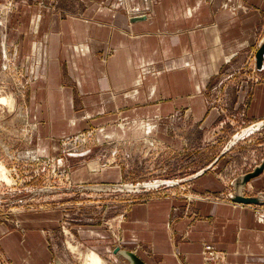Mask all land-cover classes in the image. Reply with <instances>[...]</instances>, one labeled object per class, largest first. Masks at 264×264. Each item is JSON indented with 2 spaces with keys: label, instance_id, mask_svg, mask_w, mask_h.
Here are the masks:
<instances>
[{
  "label": "crops",
  "instance_id": "crops-1",
  "mask_svg": "<svg viewBox=\"0 0 264 264\" xmlns=\"http://www.w3.org/2000/svg\"><path fill=\"white\" fill-rule=\"evenodd\" d=\"M38 1L25 12L36 28L42 22L31 33L40 43L27 36L50 86L33 96L44 102L38 115L49 117L50 124L39 123L42 144L94 128L111 142L134 147L152 134L156 148L166 142L176 149L181 136L173 133L172 117L180 114V124H193L200 134L196 143L192 135L187 139L186 149L193 153L189 162L196 155L204 167L180 181L217 200L135 204L120 225L122 244H112L114 255H121L115 251L120 247L147 264H264V171L242 184L243 176L264 166V152H258L264 127L252 128L264 122V68L256 62L264 43V0H156L152 12L146 0H78L75 11ZM121 173L92 180H118ZM114 186L129 185L97 184L94 191ZM237 195L261 203H238L232 199ZM6 230L0 223V245L16 264H52L36 250L37 244L48 247L34 233L23 239ZM90 235L113 239L97 230Z\"/></svg>",
  "mask_w": 264,
  "mask_h": 264
},
{
  "label": "rangeland",
  "instance_id": "rangeland-1",
  "mask_svg": "<svg viewBox=\"0 0 264 264\" xmlns=\"http://www.w3.org/2000/svg\"><path fill=\"white\" fill-rule=\"evenodd\" d=\"M54 1L53 7L57 10L63 8L62 5L68 11L81 9L78 0ZM155 1L146 0L149 12L153 11ZM34 2L39 1L0 0V98L4 96L13 101L10 105L12 101L4 103L0 100V162L13 182L0 183V223L7 225L9 234L19 232L23 239L26 234L34 233L48 247V250H41V244H37L36 250L50 257L52 264H84L79 252L89 250L100 253L107 264H130L122 255H114L112 244H122L120 225L135 204L152 199H182L195 204L196 200H217L218 196H203L201 192L192 191L191 182L144 193L121 192L116 186L103 193L94 191V186L179 181L197 173L204 166L195 162L196 155L193 162H189L193 153L188 154L186 145L191 135L196 143L200 134L191 128L193 124H180V114L172 117L173 128H177L173 133L181 136L180 146L176 149L166 142L156 148L157 144L154 145L153 137H150L152 134H146L145 141L134 147L129 145L139 139L131 141L132 144L111 142L106 134L96 133L92 127L89 133L60 136L56 144L49 140L48 147L42 144L39 123L48 124L49 117L38 115L37 109L44 102L39 98L33 100V96L42 93V87L48 89V93L50 86L41 78L45 74L38 66L39 50L32 47L30 54L27 45L28 39L36 42L42 39L31 34L42 29V22L36 28V20L33 22L25 12L28 6L35 10L37 3ZM34 13L38 17L40 10ZM34 67H37L35 71ZM218 88V84L211 87L216 92ZM258 152H264V149ZM230 169L233 170V162ZM112 170L122 171L120 179L92 180V177L98 178ZM96 230L103 234L107 232L113 239H95L98 237L91 236L90 232ZM69 243L77 250L72 251ZM0 264H16L1 245Z\"/></svg>",
  "mask_w": 264,
  "mask_h": 264
},
{
  "label": "water",
  "instance_id": "water-1",
  "mask_svg": "<svg viewBox=\"0 0 264 264\" xmlns=\"http://www.w3.org/2000/svg\"><path fill=\"white\" fill-rule=\"evenodd\" d=\"M134 22H138V21H142L146 19V16H136L134 18H132ZM256 62H257V67L258 69H263L264 68V43L262 44V46L259 48V50L257 51L256 54ZM264 127V122L262 124H257L255 127H252L253 129H260ZM264 171V166L258 167L256 168L254 171L246 174L245 176H243V180H242V184H247L248 182H250V180H252L253 178H256L257 176H259L262 172ZM181 183H185V182H181L179 181H159V182H153V183H147V184H138V185H130V186H122L119 187V190L121 192H133V190L135 191H145L148 189H161L165 187H170L176 184H181ZM145 187V190L144 188ZM116 188V187H115ZM233 201L238 202V203H245V204H260V200L257 197H245V196H234ZM116 252L120 253L123 257H125L130 264H147L146 262H144L136 253L129 251V250H124L121 249L120 247L117 248L115 250ZM61 264V263H58Z\"/></svg>",
  "mask_w": 264,
  "mask_h": 264
},
{
  "label": "bare ground",
  "instance_id": "bare-ground-1",
  "mask_svg": "<svg viewBox=\"0 0 264 264\" xmlns=\"http://www.w3.org/2000/svg\"><path fill=\"white\" fill-rule=\"evenodd\" d=\"M7 56V55H6ZM11 99V98H10ZM0 100L4 103L6 102H10L12 100H8V98L6 97H2L0 98ZM14 100V99H13ZM0 101V102H1ZM12 105L13 104V101L10 102ZM151 140V139H150ZM71 176V175H70ZM70 178V177H69ZM2 181H5L7 182L8 184L9 183H13L12 182V179L10 178L9 176V171L7 170V168L4 166V164L2 162H0V183ZM1 185V184H0ZM63 192V191H62ZM67 231V230H66ZM69 231V230H68ZM70 242V241H69ZM69 247L71 248L72 251H76V247L72 244V243H69ZM80 250V249H78ZM82 257H83V260H84V264H107L106 261L104 260V258L101 256L100 253H98L96 250H89L87 253H83V252H79Z\"/></svg>",
  "mask_w": 264,
  "mask_h": 264
},
{
  "label": "built area",
  "instance_id": "built-area-1",
  "mask_svg": "<svg viewBox=\"0 0 264 264\" xmlns=\"http://www.w3.org/2000/svg\"><path fill=\"white\" fill-rule=\"evenodd\" d=\"M207 249L209 250V251H208L209 254H212V251H211V250H212V247H211V246H208Z\"/></svg>",
  "mask_w": 264,
  "mask_h": 264
}]
</instances>
